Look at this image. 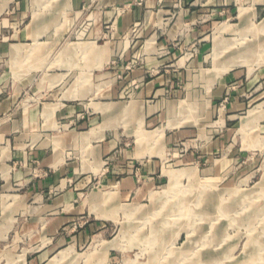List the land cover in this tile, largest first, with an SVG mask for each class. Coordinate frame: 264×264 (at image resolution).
<instances>
[{
    "label": "crops",
    "instance_id": "obj_1",
    "mask_svg": "<svg viewBox=\"0 0 264 264\" xmlns=\"http://www.w3.org/2000/svg\"><path fill=\"white\" fill-rule=\"evenodd\" d=\"M243 19L261 23L264 0H0V264H115V209L143 198L146 175L150 183L161 175L142 136L130 151L112 120L121 115L124 129L140 107L139 127L166 122L186 135L194 124L175 125L171 114L211 61L234 65L203 78L201 96L227 115L225 124L235 121L264 97V52L261 62L256 53L220 64L211 53L219 40L242 36ZM193 47L194 56L184 55ZM99 67L104 102L59 87L75 84L81 69L97 79ZM35 84L53 90L41 104L18 92Z\"/></svg>",
    "mask_w": 264,
    "mask_h": 264
},
{
    "label": "rangeland",
    "instance_id": "obj_2",
    "mask_svg": "<svg viewBox=\"0 0 264 264\" xmlns=\"http://www.w3.org/2000/svg\"><path fill=\"white\" fill-rule=\"evenodd\" d=\"M259 21L247 24L243 19L242 36L232 43L219 40L216 54L211 53L213 60L218 59L220 64L239 54L243 60H256L258 53L261 62L264 37L257 32H264V19ZM224 29L227 27L218 31ZM227 49L231 50L225 52ZM186 53L191 57L196 52ZM87 57L81 59L82 64L89 62ZM213 64L209 62L208 70L193 86L191 97L178 98L184 99L178 114L177 110L171 114L175 125L194 124L186 135H177L178 127L166 125V129V122L152 126L142 122L139 127L143 117L140 107L124 118V129L121 115L112 120L116 136L124 138L121 142H127L130 151L137 149L136 137L142 136L144 150H152L151 156L159 158L161 175L156 183H150L146 175L141 181L146 187L143 198L135 196L129 204L115 209L117 218L109 237L117 247L115 264H264V97L235 121L225 124L227 115L221 114L219 107L205 106L201 80L207 78L212 82L234 63L216 69ZM103 72L99 67L98 78L94 79L89 70H78L75 84L68 82L59 87H73L83 99L96 96V102H104L106 83L100 77ZM118 75L109 81L116 80ZM137 87L134 85L135 90ZM42 88L43 84L23 85L18 92L22 99L33 96L27 100L41 104L53 92ZM126 99L134 100L135 96ZM218 136L223 137V145H213ZM123 148L122 144L115 146L113 161L121 158Z\"/></svg>",
    "mask_w": 264,
    "mask_h": 264
},
{
    "label": "built area",
    "instance_id": "obj_3",
    "mask_svg": "<svg viewBox=\"0 0 264 264\" xmlns=\"http://www.w3.org/2000/svg\"><path fill=\"white\" fill-rule=\"evenodd\" d=\"M137 31V28H136V30H135V32ZM189 51H191V53H195V52H197V47H193L191 50H189Z\"/></svg>",
    "mask_w": 264,
    "mask_h": 264
},
{
    "label": "bare ground",
    "instance_id": "obj_4",
    "mask_svg": "<svg viewBox=\"0 0 264 264\" xmlns=\"http://www.w3.org/2000/svg\"><path fill=\"white\" fill-rule=\"evenodd\" d=\"M202 76V75H201ZM135 108V107H134Z\"/></svg>",
    "mask_w": 264,
    "mask_h": 264
}]
</instances>
